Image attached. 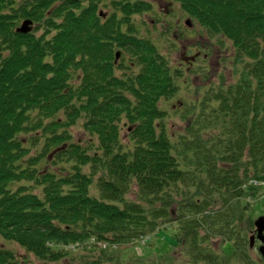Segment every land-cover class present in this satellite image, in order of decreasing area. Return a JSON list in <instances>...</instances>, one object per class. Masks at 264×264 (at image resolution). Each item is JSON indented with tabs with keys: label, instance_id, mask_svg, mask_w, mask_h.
<instances>
[{
	"label": "trees",
	"instance_id": "trees-1",
	"mask_svg": "<svg viewBox=\"0 0 264 264\" xmlns=\"http://www.w3.org/2000/svg\"><path fill=\"white\" fill-rule=\"evenodd\" d=\"M168 1L231 43L237 74L202 99L209 110L199 128L177 143L160 104L183 73L139 34L135 17L153 9L150 1L0 0V238L43 264L68 257L59 245L82 243L104 256L142 241L171 216V191L201 175L230 201L258 197L264 0ZM24 21L30 31L22 34ZM76 126L86 139L72 141ZM133 188L135 200L127 199ZM197 202L185 205L192 218L204 211ZM15 258L0 248V264ZM95 262L85 264H103Z\"/></svg>",
	"mask_w": 264,
	"mask_h": 264
},
{
	"label": "rangeland",
	"instance_id": "rangeland-1",
	"mask_svg": "<svg viewBox=\"0 0 264 264\" xmlns=\"http://www.w3.org/2000/svg\"><path fill=\"white\" fill-rule=\"evenodd\" d=\"M148 1H154L153 9L135 17L139 34L150 38L169 66L183 73L178 81V92L172 99L162 100L160 104V109L167 114L165 125L168 135L177 143L183 137L194 135L199 128L196 124L198 117L209 110L202 108V99L206 97L209 100L219 87L229 86L237 80L234 52L230 42L220 35L203 32L179 5L168 0ZM185 57L192 59L185 62ZM216 104L212 101L211 108ZM70 133L74 142L86 139L79 126L72 128ZM125 133L126 129L123 130ZM209 133H212V129ZM257 189V198L230 201L229 195L210 189L205 176L201 175L200 182L194 186L190 182L178 185L177 189L171 191V216L167 220H160L158 229L142 241L121 244L118 248L114 246L104 256L99 251L88 253L80 247L82 243L59 245L60 249L68 251V257L59 263L46 264H85L98 260L103 264H212L204 259L214 260L216 256L219 258L218 264H264L258 249L248 247L250 231L254 228H250L249 222L254 223L259 217H264V183L258 185ZM135 198L133 188L127 199ZM193 201H198L204 210L194 218L189 207L185 206ZM190 219H195L196 224L187 225ZM89 243L94 244L93 241ZM242 243L245 245L244 251L241 249ZM105 246L97 245L102 250ZM0 248L12 251L16 264H43L16 244L2 238ZM198 253L201 259L194 262Z\"/></svg>",
	"mask_w": 264,
	"mask_h": 264
},
{
	"label": "water",
	"instance_id": "water-1",
	"mask_svg": "<svg viewBox=\"0 0 264 264\" xmlns=\"http://www.w3.org/2000/svg\"><path fill=\"white\" fill-rule=\"evenodd\" d=\"M30 22L24 21L22 25L17 29V32L25 34L30 31ZM188 25V24H187ZM119 58V53H116V60ZM254 226L256 228V233L258 236V239L261 241L262 245L259 247V253L261 254V257L264 260V217H259L255 222ZM254 237H251L250 239V246L253 244Z\"/></svg>",
	"mask_w": 264,
	"mask_h": 264
},
{
	"label": "flooded vegetation",
	"instance_id": "flooded-vegetation-1",
	"mask_svg": "<svg viewBox=\"0 0 264 264\" xmlns=\"http://www.w3.org/2000/svg\"><path fill=\"white\" fill-rule=\"evenodd\" d=\"M185 60H186L185 62H187L188 58L185 57ZM250 232L251 233H250L249 237H254L253 243H254L255 248L258 249V247L260 246L261 242L258 239L257 234L254 232V228Z\"/></svg>",
	"mask_w": 264,
	"mask_h": 264
}]
</instances>
